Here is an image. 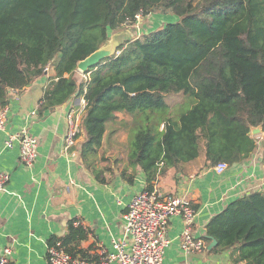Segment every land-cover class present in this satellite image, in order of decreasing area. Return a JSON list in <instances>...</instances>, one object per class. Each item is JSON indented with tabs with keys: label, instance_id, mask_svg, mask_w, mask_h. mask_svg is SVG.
I'll return each mask as SVG.
<instances>
[{
	"label": "trees",
	"instance_id": "obj_1",
	"mask_svg": "<svg viewBox=\"0 0 264 264\" xmlns=\"http://www.w3.org/2000/svg\"><path fill=\"white\" fill-rule=\"evenodd\" d=\"M152 13L176 20L126 39L92 67L90 80L78 82L80 60L136 24L138 14ZM49 65L56 76L40 114L84 94L85 163L98 156L106 123L117 111L129 114L128 160L146 173V189H154L157 172L196 159L201 149L215 166L240 163L260 148L252 128L264 132V0H0V108L11 90L26 88ZM180 93L193 99L173 114L167 98ZM262 152L264 161V144ZM207 235L217 239L215 250H230L232 264H264V190L229 202ZM88 238L72 220L49 244L60 241L72 256L90 257L94 247L82 246Z\"/></svg>",
	"mask_w": 264,
	"mask_h": 264
},
{
	"label": "crops",
	"instance_id": "obj_2",
	"mask_svg": "<svg viewBox=\"0 0 264 264\" xmlns=\"http://www.w3.org/2000/svg\"><path fill=\"white\" fill-rule=\"evenodd\" d=\"M154 14L161 13L142 16L136 24L113 32L109 41L116 37L122 43L147 33L153 27L148 18ZM171 20L175 21L176 17ZM160 23L159 26L167 24ZM54 76L56 71L49 65V70L26 88L10 91L9 121L5 131L0 132V172L10 174L6 188L0 191V255L6 246H11V264H49V240L64 236L72 220L89 231V238L82 246H93V257H98L101 246L114 251L113 241L125 236L127 206L148 185L143 169L129 164L132 117L126 112L117 111L116 118L106 123L98 156L87 163L81 158L82 143L89 137L84 94L78 92L59 108L40 114L44 90ZM74 77L78 82L85 81L78 69ZM186 99V95H181L176 103ZM168 103L173 109L174 104ZM69 113L79 122L81 134L77 143L67 149ZM23 128L39 141L38 157L32 166L22 163L18 144L11 148L5 145L8 133ZM130 176L133 182H129ZM154 185L165 195H181L192 200L198 211L193 234L205 243L201 250L186 252L181 246L185 222L179 216L172 217L167 229L170 243L164 264H232L230 250H215L217 245L209 248L212 239L207 235V225L232 200L251 191L264 190L262 146L248 159L229 165L221 174L207 164L205 150L201 149L196 159L157 172ZM78 221L81 223L77 224Z\"/></svg>",
	"mask_w": 264,
	"mask_h": 264
},
{
	"label": "built area",
	"instance_id": "obj_3",
	"mask_svg": "<svg viewBox=\"0 0 264 264\" xmlns=\"http://www.w3.org/2000/svg\"><path fill=\"white\" fill-rule=\"evenodd\" d=\"M138 21L142 14H138ZM49 66L46 67V71ZM90 73L83 74L85 81L90 80ZM36 112H33L35 114ZM9 121L8 107L0 108V132L5 131ZM81 134V127L73 113L68 114V130L66 134V148L74 146ZM19 145L21 161L32 166L38 157V138L30 134L27 128L18 132L8 133L5 145L14 147ZM229 167L226 162H219L214 166L217 173H224ZM10 180L8 172H0V191L4 190ZM197 208L192 200L181 195H165L158 189H143L137 193L124 213L125 236L115 239L114 251H108L101 246L98 257L72 256L60 241L48 246L49 264H164V255L170 240L168 238V224L172 217L179 216L185 226L182 232V248L190 253L201 250L205 243L193 234ZM81 222L78 221L77 224ZM13 248L6 246L0 255V264H11Z\"/></svg>",
	"mask_w": 264,
	"mask_h": 264
},
{
	"label": "water",
	"instance_id": "obj_4",
	"mask_svg": "<svg viewBox=\"0 0 264 264\" xmlns=\"http://www.w3.org/2000/svg\"><path fill=\"white\" fill-rule=\"evenodd\" d=\"M121 44L122 43H120L116 37H113L104 46L88 55L85 59L80 60L77 63V69L83 74L92 73V67L99 65L104 59L114 56ZM262 132V126L252 128L253 135H258ZM210 238L212 239V242L209 245V248L211 249L218 244V241L214 237Z\"/></svg>",
	"mask_w": 264,
	"mask_h": 264
},
{
	"label": "rangeland",
	"instance_id": "obj_5",
	"mask_svg": "<svg viewBox=\"0 0 264 264\" xmlns=\"http://www.w3.org/2000/svg\"><path fill=\"white\" fill-rule=\"evenodd\" d=\"M175 17H176L175 15H172V16L166 15L165 16L164 14H154V15L150 16L148 19L153 22L152 23L153 27L151 29H148L147 32L157 29L159 27V25L161 24L160 22H166V23L172 22L171 18H175ZM156 19H157V22H156ZM124 38H126V37H124ZM181 95H185V94H182V93L173 94V95L168 96V98H167V101H170L171 104L172 103L174 104V108L171 109V112H173V114H180L181 112L186 111L188 109V107H189V104H190L191 100L193 99V97L186 95L187 96L186 101L185 102L182 101L179 104H177L176 102H177L178 98ZM110 124H111V122L108 123V125H110ZM263 133L261 135H257V141L259 142L258 143L259 147H261L264 144V135H263ZM133 138L134 137L131 135L130 136V140H129V149H130V147L132 145Z\"/></svg>",
	"mask_w": 264,
	"mask_h": 264
}]
</instances>
